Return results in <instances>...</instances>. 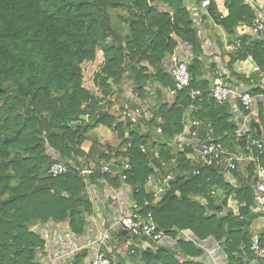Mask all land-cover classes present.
Wrapping results in <instances>:
<instances>
[{
  "label": "trees",
  "instance_id": "obj_1",
  "mask_svg": "<svg viewBox=\"0 0 264 264\" xmlns=\"http://www.w3.org/2000/svg\"><path fill=\"white\" fill-rule=\"evenodd\" d=\"M188 2L199 5L200 0H0V264H42L37 256L46 243L31 230L37 223H65L74 236L84 235L92 206L72 164L78 158L90 159L87 149L93 152L94 146L88 135L100 126L114 132L120 142L96 157L98 175L101 161L128 158L132 168L124 173L125 183L140 185L131 196L142 214L151 212L156 225L172 238L181 230L190 231L199 240L212 238L219 243L227 264H250L253 235L248 228L256 214H261L253 192L254 165L244 168L246 174L233 171L234 184H230L220 167L195 165L190 158L192 148H184L177 153L178 165L168 192L153 205L146 182L158 167L141 153L140 146L159 150L164 159L172 150L161 144L162 138L153 140L150 131L139 134L137 127L123 124L117 114L104 109L95 96L98 93L83 86L82 65L94 62L101 51L103 63L93 81L103 99L112 94L113 88L122 95L127 80L139 98L144 96L148 81L157 82L163 90H173L163 64L180 40L191 47V82L188 89L176 92L172 102L161 104L154 113L163 121L161 137L169 140L182 133L185 112L194 105L198 111L191 118L209 124L213 136L230 152L240 149L247 136L236 134L228 106L206 98L216 78L217 61L213 60L208 70L200 61L204 58L201 38ZM216 6L223 10L221 19ZM209 9L228 35V42L240 41V47L227 56L219 39L213 38L220 51L215 59L231 79L248 82L235 72L234 65L250 57L264 69V38L251 36L254 12L244 0H216ZM111 12L118 14L117 26H113ZM196 89L203 92L202 102L190 96ZM250 93L264 97L261 88H253ZM259 105L257 120L251 122L257 130L252 133L253 139H260L264 133V98ZM147 124L156 126L154 122ZM48 151L58 154V160L69 169L67 174L55 178L46 174L52 163ZM260 163L264 166V155ZM197 168L198 176L193 175ZM90 179L96 182L95 176ZM109 181L120 185L116 175ZM212 190L215 196H211ZM199 199L206 202L205 208ZM241 219L249 224L240 225ZM259 236L264 242V232ZM87 254L82 250L68 263L84 264ZM202 255L203 251L191 243L178 240L173 248L147 250L135 261L206 264L193 260ZM126 260L120 257L118 264Z\"/></svg>",
  "mask_w": 264,
  "mask_h": 264
},
{
  "label": "built area",
  "instance_id": "obj_2",
  "mask_svg": "<svg viewBox=\"0 0 264 264\" xmlns=\"http://www.w3.org/2000/svg\"><path fill=\"white\" fill-rule=\"evenodd\" d=\"M215 1L200 0L199 5L190 4L191 15L195 18L201 13L207 18H212L209 8ZM244 2L255 14L252 38H264V0H244ZM219 18H223V15H220ZM239 47V40L236 39L229 43L227 39L224 42L223 50L232 52ZM215 54L219 55V52L217 51ZM215 58L213 60L217 61V70L214 73L216 78L208 87L206 98L220 106L230 104L234 109L239 110V106L242 108L246 116L243 124L237 130V135L247 136L246 142L236 152L227 150L213 136V129L209 124L203 125L200 121L191 118L198 111V107L191 105L185 112V125L182 133L173 137L172 152L169 158L164 159L160 151L155 148L148 149L144 145L140 146L141 153L147 155L151 162H156L158 167V172L150 175L147 179L146 193L151 196L152 203L155 205L162 195L168 192L169 182L173 180L178 165L177 153L184 148L191 147L193 150L190 155L192 163L200 167H220L224 173L225 181L230 184H234L231 175L233 171L246 174L244 168L253 164L255 203L264 218V166L260 163V157L264 155V133L261 134L260 139H253L252 133L256 134L257 130L251 127V122L256 121L257 118L256 103L262 99L250 93L251 89L247 82L231 79L221 62ZM213 60L206 63L203 58L200 59L206 63L207 70ZM188 64V60H181L177 57L169 60L166 70L174 84V89L170 90L174 97L176 92L185 91L190 87L191 76ZM252 71L258 74L260 80L264 81V71L261 68L253 65ZM124 94L125 99L117 108L118 113L114 112L118 115V120L123 124L128 123L132 127L154 122L156 125L154 127L155 134L160 138L162 118L153 112L144 110L139 102H135V98L138 96L131 86H127ZM190 96L193 99H198L199 102L203 101V92L199 89L191 90ZM127 147H130V144H127ZM48 154H50L52 163L47 168L46 174L53 178L67 174L69 169L64 162L58 160V154L53 151H48ZM90 163L88 159L78 158L72 164L82 178L84 193L92 206L91 214L87 216L88 226L84 235L74 236L67 230H61L59 236L54 240V236L49 233L53 228L48 226L46 230L40 231L45 237V243L51 239L61 247L62 251L59 252L61 256L58 258L61 264L66 261L62 260L63 258L69 259L82 250L88 251L84 264H118L120 260L118 253H122L121 257L128 259L126 262L129 264H136L135 259L137 260L141 253L147 250L155 251L161 247L173 248L178 240L191 243L196 249L203 251L202 257L194 258V261H203L206 264H227L226 256L219 243L212 238L199 240L188 230L176 231V237L172 238L156 225L151 212L141 213V209L131 196L134 192L133 187L125 183L124 173L132 168L128 158L116 159L113 157L109 161H101L99 164L101 176L96 172L95 164L89 165ZM105 163L113 164L117 169L122 168L124 172L112 173L104 165ZM199 174L198 168L193 171V175L198 176ZM114 175L118 176L119 187L112 185L109 181ZM92 176L96 177V182L91 181L90 177ZM215 193L216 191L212 190L210 194L215 196ZM198 202L205 208L206 202L203 199H199ZM206 212L211 214L207 209ZM123 232L126 234L123 235ZM259 235L256 233L251 238L252 260L250 264H264V242L260 240ZM64 249H67L68 253H64ZM178 258L180 259V257Z\"/></svg>",
  "mask_w": 264,
  "mask_h": 264
},
{
  "label": "crops",
  "instance_id": "obj_3",
  "mask_svg": "<svg viewBox=\"0 0 264 264\" xmlns=\"http://www.w3.org/2000/svg\"><path fill=\"white\" fill-rule=\"evenodd\" d=\"M216 2V1H215ZM191 3L188 2L187 6L189 7ZM216 9H218V12L221 13L222 15H224L222 8H219L218 6H216ZM193 21H194V26L198 29V35L201 38V46H202V51H203V55H204V60L207 58V62L213 60L214 56H215V52H220L217 45L215 44L213 38L219 39L221 45H222V51L223 50V45L224 42L227 41L228 39V35L224 32V30L215 22L214 17L212 16V18H207L204 15H202L201 13H199L198 17H193ZM225 55L228 56L229 52H225ZM192 53H191V47H189L187 44H185L182 41H178V46L176 47L174 53L170 56H167L163 67L165 69V72L167 73V66L169 63V60H171L173 57H177L181 60H188L191 58ZM225 56L224 60L227 61L228 57ZM206 57V58H205ZM206 61V60H205ZM206 62V63H207ZM254 62L251 60V58H247L244 61H238L235 63L234 65V70L236 73L241 74L245 77V79H249V81L247 82V84L249 85L250 89L253 88H261L264 90V81L260 80L258 77V74L252 71V67H253ZM264 71V69H262ZM209 77V73H207L206 78ZM251 77V78H250ZM210 80V78H208ZM208 80V81H209ZM212 84V82L210 83V85ZM131 86V81L124 83L123 87L124 88V92L127 88V86ZM209 85V86H210ZM144 96L141 98H135V102H139L140 106L144 109V105H146V110L153 112L155 114L158 113V108L161 104L163 103H170L173 101V99L175 98L174 95H172L170 93V90H163L160 85H158L157 82H151L148 81L146 83V85L144 86ZM122 94L123 98L125 99V94ZM259 97H261V101L256 103V110L258 113V107L260 106L259 104H263V95H257ZM111 101L115 103L116 98L112 97ZM226 106H228L229 108V112L231 115V119L234 122V124L236 125L237 130L240 128V126L243 124L244 119L246 114L243 111H239L237 109H234L230 104H225ZM223 105V106H225ZM118 106V105H117ZM117 106L114 105V107L110 110L112 113H118L117 110ZM120 106V105H119ZM144 109V110H145ZM258 116V115H257ZM257 120V118H256ZM184 125H185V121H184ZM134 128V127H132ZM138 133L139 134H146V133H151L153 140H155V138L157 139L158 135L155 134L154 128L153 127H149V125L147 123H143L137 126ZM101 132V131H100ZM99 132V133H100ZM112 133V131H111ZM237 134V132H236ZM109 136V135H108ZM111 136H114L113 133ZM162 138V142L161 144H167V147H169L171 149V144L173 143V138L169 139V140H165V138L163 139V137H160V139ZM240 145H242L240 143ZM172 150V149H171ZM94 154H97V151H93ZM93 154V156H94ZM262 225L260 226V233L264 232V218H262ZM51 229L53 228V230H51L49 233H51L54 236V240L55 238H57V236H59L61 230H67L68 231V227L65 223H58V224H54V223H50L48 225ZM53 240V241H54ZM51 239L49 240V244L46 243L45 245V252L44 254L39 257V260L42 264H61L58 261V258L61 256L58 251L59 248H56V242H53ZM62 251V250H61ZM128 260V259H127ZM126 260V261H127ZM135 262V261H133Z\"/></svg>",
  "mask_w": 264,
  "mask_h": 264
},
{
  "label": "rangeland",
  "instance_id": "obj_4",
  "mask_svg": "<svg viewBox=\"0 0 264 264\" xmlns=\"http://www.w3.org/2000/svg\"><path fill=\"white\" fill-rule=\"evenodd\" d=\"M216 12H218V9H216ZM117 12H111V16H112V21H113V26H117ZM126 28V27H125ZM126 30V29H125ZM103 63V56H102V52H98L95 58V61L92 63H84L82 65V75H83V86L90 91H93L95 93H98V95H95L96 98L99 99V101L101 102L100 104H103L105 108H108V111H110L114 105L119 107V105L122 104V102L124 101V98L121 94H119L117 88H113L112 89V94L109 96H106V99H103V95L100 94V91L98 92L97 88L94 86V76L95 74L100 71V67ZM94 93V94H95ZM115 97L116 101L115 103L111 101V98ZM102 98V100H100ZM106 101V102H103ZM103 107V106H101ZM144 107L146 108V105H144ZM144 108V109H145ZM146 110V109H145ZM111 112V111H110ZM101 131V132H100ZM100 132V133H99ZM113 133L114 136H111ZM111 133V130L105 127H98L96 128L90 135H88V139H89V143H93V150L96 152L97 154H94V152L91 151V149H87V155L89 154V161L91 162L89 165H93L96 162V157L99 155V153L101 152H106L107 147L111 146V147H115L120 140L117 139L116 134L114 132ZM109 135V136H108ZM88 145V144H87ZM94 154V156H93ZM257 217L256 219L254 218V220L252 221L251 226L248 228V232L251 235H255L256 233L260 232L261 229V225H262V215L261 214H256ZM48 227L43 225L41 226L40 223L35 224L31 230L33 231H37L38 234L42 237V239L45 241V237L42 234V232H40L41 230H46ZM49 244V241H48ZM46 248V247H45ZM56 248H59V252H61V247L59 245H56ZM45 252V249L43 250V252L39 253L37 258L41 257ZM64 253H68L67 249L63 250ZM118 255L121 257L122 253H118ZM73 257L68 258H63L62 260H66L64 261V264H68V262L72 259ZM39 260V259H38ZM118 260V259H117ZM40 262V260H39ZM127 264H129L128 262H126ZM139 261L136 262V264H138Z\"/></svg>",
  "mask_w": 264,
  "mask_h": 264
},
{
  "label": "water",
  "instance_id": "obj_5",
  "mask_svg": "<svg viewBox=\"0 0 264 264\" xmlns=\"http://www.w3.org/2000/svg\"><path fill=\"white\" fill-rule=\"evenodd\" d=\"M81 119H82V120H85L86 118H85V117H81ZM104 165L107 166V167L109 168L110 172H112V173H116L117 171H119V172H124V170H123L122 168L117 169L116 166L113 165V164H107V163H105ZM187 177H189V174H188ZM139 188H140V185L137 184L136 186H133V191L135 192V191H136L137 189H139ZM219 192H220V190H219ZM239 224H240V225H244V224L248 225V224H249V221L241 219V220L239 221ZM125 234H126V232H123V235H125ZM225 237H226V238L229 237V230L226 232ZM244 261H245V260H244Z\"/></svg>",
  "mask_w": 264,
  "mask_h": 264
},
{
  "label": "bare ground",
  "instance_id": "obj_6",
  "mask_svg": "<svg viewBox=\"0 0 264 264\" xmlns=\"http://www.w3.org/2000/svg\"><path fill=\"white\" fill-rule=\"evenodd\" d=\"M256 96V95H255ZM257 115H258V113H257ZM246 261V260H245ZM251 262V261H250Z\"/></svg>",
  "mask_w": 264,
  "mask_h": 264
}]
</instances>
